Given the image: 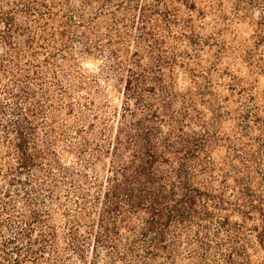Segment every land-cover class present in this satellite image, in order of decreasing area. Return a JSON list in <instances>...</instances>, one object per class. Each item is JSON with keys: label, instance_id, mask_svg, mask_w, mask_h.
<instances>
[{"label": "trees", "instance_id": "trees-1", "mask_svg": "<svg viewBox=\"0 0 264 264\" xmlns=\"http://www.w3.org/2000/svg\"><path fill=\"white\" fill-rule=\"evenodd\" d=\"M0 264H264V0H0Z\"/></svg>", "mask_w": 264, "mask_h": 264}]
</instances>
